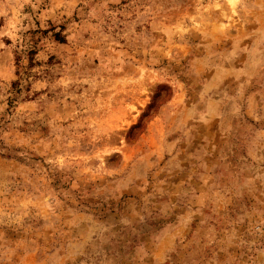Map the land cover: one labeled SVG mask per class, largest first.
I'll return each instance as SVG.
<instances>
[{
    "label": "rangeland",
    "instance_id": "1",
    "mask_svg": "<svg viewBox=\"0 0 264 264\" xmlns=\"http://www.w3.org/2000/svg\"><path fill=\"white\" fill-rule=\"evenodd\" d=\"M0 264H264V0H0Z\"/></svg>",
    "mask_w": 264,
    "mask_h": 264
}]
</instances>
